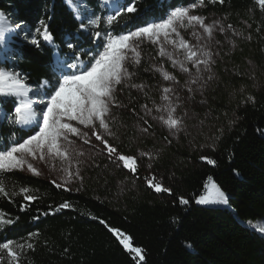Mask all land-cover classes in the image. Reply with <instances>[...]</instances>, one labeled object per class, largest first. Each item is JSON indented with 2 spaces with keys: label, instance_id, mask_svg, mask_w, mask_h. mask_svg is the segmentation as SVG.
<instances>
[{
  "label": "trees",
  "instance_id": "16d2710c",
  "mask_svg": "<svg viewBox=\"0 0 264 264\" xmlns=\"http://www.w3.org/2000/svg\"><path fill=\"white\" fill-rule=\"evenodd\" d=\"M103 1L73 0L87 25L82 29L81 20L76 19L65 0H0V13L14 29L0 43V70L19 74L33 92L43 81L58 87L53 53L67 62L79 58L91 63L106 34H126L149 23L162 22L178 6L200 4L199 0H134L136 11L122 12L109 25L106 17L119 9L109 12ZM130 2L119 1L124 5ZM203 4L204 13L226 15L230 21L248 18L255 29L253 35L259 39L255 46L260 52L264 10L257 7L255 0H204ZM96 17L101 18L98 25L88 24ZM41 22L47 25L52 42L47 43L37 32H43ZM95 32H100L101 37L97 38ZM138 51L140 62L126 65L131 73L125 82L129 86H116L120 106L110 108L111 127L116 132L134 117H142V106L149 105L159 88L160 76L152 65L169 68L151 44L140 43ZM133 84L142 87H131ZM54 91L48 88L40 92L47 98ZM16 106L13 96L0 95V151L37 132L35 127L26 129L15 123ZM204 157L214 164L200 158L201 166L182 173L181 188L170 194L171 202L150 197L126 202L123 209L85 190L63 185L58 188L47 178L14 169L2 172L0 180L9 196L0 195V212L13 223L0 224V242L27 241L33 245L23 250L20 264H264V234L251 225L264 218V88L236 110L231 128L218 137L214 149ZM210 183L227 195V206L196 202ZM21 187L29 188V194L38 199L25 201L19 193ZM12 192L17 195L12 196ZM181 197L188 203L181 204ZM64 202L70 207L57 211ZM110 229L128 237L132 247L141 248L144 259L124 249ZM29 233L36 235L29 237ZM2 264H7L6 256Z\"/></svg>",
  "mask_w": 264,
  "mask_h": 264
},
{
  "label": "rangeland",
  "instance_id": "374dc122",
  "mask_svg": "<svg viewBox=\"0 0 264 264\" xmlns=\"http://www.w3.org/2000/svg\"><path fill=\"white\" fill-rule=\"evenodd\" d=\"M255 1L257 7L261 9L257 0ZM113 2L114 0H109L108 3H105V0L103 2L109 12L117 10L112 7ZM65 4L70 9L68 0H65ZM71 6L76 7L74 3ZM204 8V4H196L190 14L202 16L206 25H214L211 38L203 32L199 25L187 28L177 25L180 36L193 49L199 48L211 53L212 62L208 66L209 70H204L202 64L199 66L201 69L199 79H196L197 70L190 63H186L189 72H181L179 65L173 66L167 55L159 54L163 47L166 52L173 55L174 59L184 60V50L167 43L163 36L160 37V43H153L147 38L134 42L138 53L140 43H149L154 46L158 57L169 63V68L161 64L152 65L153 71L160 76L161 81L147 106L152 110L150 115L146 114L143 109L141 118L134 117L117 132L112 130L110 116L108 118L114 137L105 136V139L109 145L117 149L118 154L135 159V172L125 168L117 155L110 156L104 145L91 136L89 128L72 121L71 123L81 132H88L89 137L87 138L90 139V143H85L81 137L70 136L76 152L82 153V155L74 154L71 169L79 173L78 177L73 176L71 183H65L64 174L60 171L61 161L58 159L32 160L29 157V162L41 173L36 176L55 181L70 189L85 190L91 196L104 199L114 208L123 209L126 202L150 200V197L160 202H171L170 194L174 189L181 188L180 175L202 165L199 159L213 150L218 137L231 128L236 120V110L250 102L254 92L264 88V43L258 52L255 45L259 39L257 40L253 35L255 30L253 24L245 17L230 21L226 15L213 12L204 13L202 11ZM70 10L78 19L74 9ZM261 19L264 20V16ZM229 25L231 28L228 27ZM221 28L224 31H220ZM171 39L179 43L175 34L171 36ZM106 42L107 39L103 41L101 49H98L94 58H99ZM125 55L124 66L126 67L128 63H134V53L126 51ZM57 57L55 53L52 55L54 62ZM74 61L77 67L69 68L68 71H74L73 73L77 74L81 70L86 71L95 63V59L91 63L75 58ZM64 71L66 74H72L66 72V66ZM162 71L174 76L175 81L164 80ZM59 78L62 77L59 75ZM193 79H196L195 83H191ZM165 87L173 89L167 94L169 100L162 99L165 95L163 92ZM29 96L34 101L33 107L38 114L39 122L42 123L40 111L46 107V102L50 97H43L40 92L30 93ZM16 100L19 103L17 98ZM41 100L44 103H38ZM168 104L175 107L174 116L181 121L177 129H169L160 119V117L167 118V111L163 109ZM157 108L161 111H157ZM33 124L38 132L39 127L36 120L30 124L19 125L28 128ZM145 128L148 129L147 132L143 131ZM14 170L30 173L26 166L24 170ZM150 180L170 191L156 192L154 187L149 186L148 181ZM172 183H174L173 188ZM212 185L213 183L208 184L205 194L200 197H209L213 191ZM202 205L223 206V204ZM251 225L259 231L260 228H264V218L251 222Z\"/></svg>",
  "mask_w": 264,
  "mask_h": 264
},
{
  "label": "snow or ice",
  "instance_id": "6c2138e0",
  "mask_svg": "<svg viewBox=\"0 0 264 264\" xmlns=\"http://www.w3.org/2000/svg\"><path fill=\"white\" fill-rule=\"evenodd\" d=\"M69 4H73V0H68ZM109 0H105L108 3ZM203 5L204 0H199ZM208 2L215 3L216 0H208ZM223 3L224 0H219ZM259 7L264 10V0H257ZM114 9H119L115 12V15H109L106 17L105 22L109 25L113 24L117 20V17L122 15V12L134 13L136 11L134 0L127 5L120 4L119 0H114L112 3ZM196 4L189 7L178 6L174 8L168 15V18L161 23H149L143 27H139L135 31L128 32L127 34L113 35L106 34L107 42L104 44V51L99 55V58H94L95 63L86 71L81 70L79 73L66 74L65 66L68 68H76V64H67L66 61L57 59L53 65V72L59 73L60 77L57 79L58 87L52 84L50 81H43L38 85L35 92L28 87L19 77V74L9 72L6 70H0V95L14 96L18 99L19 103L15 107V123L17 124H30L33 120L37 121L39 131L34 135H30L22 143H15L11 148H7L4 151H0V173L11 171L13 169L24 170L25 166L28 172L33 175H40L41 173L29 162L28 158L32 160L47 161L49 159H58L61 161L60 171L64 174L65 183H71L73 176L79 175L78 172H73L72 164L75 155H82L77 153L73 147V141L70 136H77L84 139L85 143H90L89 133L81 132V130L74 126L71 122L75 121L78 125H83L85 128H89L91 136L95 137L96 141H99L104 148L108 151L109 155H117L119 161L123 162V166L130 171L135 172V159L131 156L118 154L117 149L109 145L105 136H113L108 118L111 115L110 108L120 106L115 97L116 86L126 85L125 82L130 78L131 73L124 66L126 59V51L134 53V62L139 63V53L136 51L135 41L143 38L150 39L153 43H160V37L163 36L167 43L173 44L178 49L184 50V60H177L173 58L171 53L165 51L162 47L160 50L161 56H168V59L172 62L173 66L179 65L181 72L188 73L189 68L186 63H190L193 68L197 70V77L199 79V73L201 71L200 65H204V70H209V64L211 61V53L208 51H202L199 48L193 49L187 41H185L177 29V25L181 28H187L195 25H199L205 34L209 38L212 37L214 25H206L204 18L198 15H192L191 9L195 8ZM74 12L78 19L81 20V28L86 29L87 25L83 21V17L80 16L78 6L74 7ZM100 17L92 18L88 20V24L96 26L100 22ZM216 22H214L215 24ZM19 28L20 25H16ZM43 32L37 29V32L43 37V40L52 42L53 37L49 33L47 25L41 22ZM231 28V25L228 26ZM14 29L10 25L7 18L3 13H0V43L4 42L5 34L13 31ZM220 31H224L223 28ZM175 36L179 39H171V36ZM94 35L97 38L101 37L100 32H95ZM33 44L38 46V41L33 39ZM69 48H72V44H68ZM164 80H173L175 77L167 72H163ZM211 78V77H209ZM196 79H193L191 83H195ZM187 83V82H186ZM131 87L141 88L140 85H130ZM55 88L50 98L46 102V107L41 109L42 123L38 120V114L35 111L29 94H38L42 89ZM173 91L168 87L163 88L165 95L162 97L164 100H169L167 95ZM47 94V93H45ZM38 103H44V101H38ZM145 109L146 114H151L152 110L147 105L142 106ZM163 110L167 111V118L160 117L163 124L169 129H177L181 123L178 117L174 116L176 111L175 107L171 104L165 106ZM157 111H161L157 108ZM147 123V121H144ZM147 128L143 129L147 132ZM143 155V153H142ZM202 159H207L202 157ZM209 164H214V161L207 159ZM78 163V161H76ZM67 165V166H65ZM53 183H56L53 181ZM150 187H154L156 192H169L167 188H163L161 184L148 181ZM62 185L56 183V187ZM207 187V185H206ZM212 193L209 197H200L197 199L198 204H223L228 205L229 198L221 191L215 184L212 185ZM29 188L21 187L19 193L23 195L25 201L32 202L38 197L29 194ZM0 195L9 196V192L6 190V185L3 180H0ZM12 196L17 193L12 192ZM181 204H187L188 201L183 197L180 198ZM70 204L67 202L59 205L57 211L65 208H69ZM23 210V209H22ZM5 214L0 212V224H11V219H4ZM102 224L104 221H100ZM251 226V225H250ZM113 231L123 245L124 249L130 253L135 254V257H139L143 260L142 249L139 247H132L128 237L124 236L118 230L110 229ZM259 231L264 234V228H260ZM36 235L35 233H29V237ZM32 249L31 243L16 242L13 240H7L6 242H0V264H2L5 256L7 257V264H20V256L23 250ZM139 264V262H137Z\"/></svg>",
  "mask_w": 264,
  "mask_h": 264
},
{
  "label": "bare ground",
  "instance_id": "6f19581e",
  "mask_svg": "<svg viewBox=\"0 0 264 264\" xmlns=\"http://www.w3.org/2000/svg\"><path fill=\"white\" fill-rule=\"evenodd\" d=\"M69 5H70V4H69ZM70 8H71V9H74L71 5H70Z\"/></svg>",
  "mask_w": 264,
  "mask_h": 264
}]
</instances>
